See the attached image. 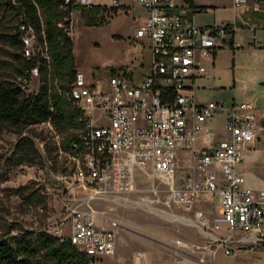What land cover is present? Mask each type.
Segmentation results:
<instances>
[{
    "label": "built area",
    "instance_id": "2783aa9c",
    "mask_svg": "<svg viewBox=\"0 0 264 264\" xmlns=\"http://www.w3.org/2000/svg\"><path fill=\"white\" fill-rule=\"evenodd\" d=\"M129 2L145 10L136 37L148 43L147 69L137 80L125 69L94 82L76 70L70 95L81 112L79 142L64 150L60 135L46 123L57 157L70 164L58 194L71 197L42 231L70 242L88 264H100L115 252L119 201L148 181L147 202L192 211V225L206 236L195 249L175 240L192 259L174 264H208L219 251L228 256L264 245V189L244 186L235 170L258 136L256 118L248 114L251 106L223 99L198 102L194 93L196 81L210 76L220 45L228 40L233 48L240 46L233 42L236 23L197 25L194 0ZM249 2L264 0H232L235 7ZM111 5L122 4L111 0ZM22 41L24 56L30 57L33 33ZM96 112L103 114V124L93 120ZM204 195L217 196L225 233L201 208Z\"/></svg>",
    "mask_w": 264,
    "mask_h": 264
},
{
    "label": "rangeland",
    "instance_id": "374dc122",
    "mask_svg": "<svg viewBox=\"0 0 264 264\" xmlns=\"http://www.w3.org/2000/svg\"><path fill=\"white\" fill-rule=\"evenodd\" d=\"M128 1L118 0L124 8L117 9L101 25L87 26L79 19L78 14L71 13L70 15L69 36L72 39L75 69L81 71L90 82H94L96 79H106L109 75L117 74L125 69L132 71L135 80H137L139 75L144 72L143 68L150 58V50L144 38L136 37V31L145 17V10ZM196 1L198 4L211 7L209 9L214 11L212 14L210 12L202 15L196 14L195 20L198 25L212 23L214 17V21H232L234 10L231 8V0ZM95 2L106 7L112 6L111 0H95ZM19 22L20 19L16 13L0 12V78L14 80L27 93L36 92L38 88L37 74L32 72L27 81L15 77L13 55L18 54V51L4 41V35L14 33L17 27L22 32V37L32 35L30 27ZM236 26L239 27V25ZM245 32L241 31L238 34L242 36V33L246 34ZM236 41L242 42L243 40L236 37ZM231 52L228 47H224L218 54L219 62H223V67L227 71L215 74V78L226 79L231 73L229 70L232 63ZM238 62L239 59L235 57L234 63L238 64ZM137 83L138 81H135V84ZM206 86L208 87V85ZM220 87L215 82L212 86L213 89L195 90L194 93L197 99L202 101L207 100L211 91L214 90L217 94L210 97L211 100L223 99L230 103L234 99L236 103L239 102L237 101V98L241 97L239 89L236 96L233 95L234 92L231 93L230 88L222 90ZM103 118L101 112L93 114V120L97 125L103 124ZM24 137L32 142L40 156L38 155L33 160L24 158V162L19 163L23 154L19 153L16 144L19 139ZM45 143L54 148L51 130L46 123L24 128L0 126V238L6 234L20 236L26 232L42 231L47 224L55 221L62 201L71 197L68 193L58 194L63 186L61 178L69 172L70 164L63 157H57L55 149H52L50 155H46L44 152ZM253 146L259 151L254 153L252 160L245 163L246 171H249L245 174V178L264 187V133ZM149 185L148 181L140 182L139 191L119 201L115 211L119 226L128 228L133 235L139 237L179 239L189 243L194 249L197 246L194 244L199 245L205 242V234L192 225V211L177 207L168 208L160 203L147 202ZM33 191L40 195L42 203L36 204L26 199V195ZM161 194L163 196L166 192ZM162 196L161 199H163ZM200 201L203 202L202 208L209 215V219H215L214 223L220 224L221 233H225V226L221 223L217 196L204 195ZM119 235L131 237L124 232ZM135 249L130 244L125 248L128 252ZM260 252L262 254L263 251L260 250ZM238 253H241L243 258L249 255L245 251H238ZM249 253H252L251 250ZM220 255L219 251L215 256L219 257ZM261 256L263 257V255ZM36 259L37 264H59L49 261L42 254H38ZM237 259H240L239 256ZM262 260L264 261V257Z\"/></svg>",
    "mask_w": 264,
    "mask_h": 264
},
{
    "label": "trees",
    "instance_id": "16d2710c",
    "mask_svg": "<svg viewBox=\"0 0 264 264\" xmlns=\"http://www.w3.org/2000/svg\"><path fill=\"white\" fill-rule=\"evenodd\" d=\"M120 8L124 6H83L71 0H0V12L16 13L19 23L30 27L34 36L32 53L25 57L19 28L4 35V41L18 51L13 55L14 76L27 81L33 69H37L38 76L37 91L31 93L25 92L14 80L0 78V126L24 128L48 122L60 135L64 150L69 149L71 143L79 142L83 123L81 112L70 95L76 69L69 18L71 13H76L87 26L101 25ZM205 9L198 8L199 11ZM16 148L23 154L19 163H23L24 158L33 160L39 155L26 137L18 140ZM52 149L44 144L46 155H50ZM26 199L36 204L43 202L34 191L26 195ZM38 254L59 264L89 262L70 242L44 231L20 236L6 234L0 238V264H37Z\"/></svg>",
    "mask_w": 264,
    "mask_h": 264
},
{
    "label": "crops",
    "instance_id": "0c3cea01",
    "mask_svg": "<svg viewBox=\"0 0 264 264\" xmlns=\"http://www.w3.org/2000/svg\"><path fill=\"white\" fill-rule=\"evenodd\" d=\"M194 6L197 9L193 15L196 24V14L202 15L206 12L212 14L214 12L209 9L211 7L206 6L205 4H198L196 0H194ZM199 7H206V9L199 11ZM231 8L234 10L231 22H235L236 25H239L234 32L233 42L238 43L240 46L235 49L230 45V41L228 40L220 45L215 54L214 62L210 66V76L200 78L196 81V91H204L209 88L213 89L212 86L215 82L221 86L220 88L222 90H226L227 87L230 88L232 90L231 93L234 92L233 95H236L237 90L239 89L241 97L237 98V101L248 102L251 106V110L248 114L254 115L256 118V123L258 125V136L254 142V144H256L257 141L261 139V134L264 133V2H249L248 4H242L235 7L231 0ZM214 19L215 17L213 18L212 23L206 25L220 22L214 21ZM241 31H246V34L244 35L243 32L242 36H240L238 32ZM236 37L241 38L243 41H236ZM224 47H228L232 51V63L229 66L231 73L228 74L226 79H221L219 77L215 78V74L227 71L226 68L223 67V62H219L220 57L218 56ZM235 57L239 59L238 64L234 63ZM147 65L148 63L143 68L144 72L147 69ZM206 85H208V87ZM216 94L217 92L212 90L207 100L201 101L197 99L196 96L195 98L198 102H207L211 101L210 97ZM231 102L236 101L232 99ZM258 151L259 149L251 144L246 149L242 161L235 168L236 173L242 176L244 186L255 190L264 189V187L258 186L257 183L245 178V174L249 173V171H246L245 163L252 160L254 153ZM199 202L202 208L204 204L201 201ZM121 232H124L131 237H121L119 235ZM132 236L135 235H133L128 228H121V226H119L116 234L115 252L113 255L103 257L100 264H174L175 260H181L186 256L192 259V256L183 254V252L186 251L180 250L175 245V239L170 238L165 240L161 237L152 238L147 236ZM129 244L136 249L132 252L125 250L126 246H129ZM254 248L256 249L254 250ZM254 248H241L228 256L221 253L219 257L214 256V258H209L208 264H264V261L262 260L264 257V245H261L260 247L256 246ZM249 250H251L252 253H249ZM260 250L263 251L262 254ZM179 251H182V253ZM238 251L248 252L249 255L243 258ZM261 255H263V257ZM238 256L240 259H237Z\"/></svg>",
    "mask_w": 264,
    "mask_h": 264
}]
</instances>
